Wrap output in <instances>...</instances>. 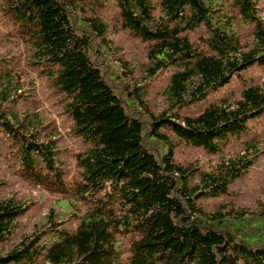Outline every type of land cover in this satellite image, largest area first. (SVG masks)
<instances>
[{"label": "trees", "instance_id": "16d2710c", "mask_svg": "<svg viewBox=\"0 0 264 264\" xmlns=\"http://www.w3.org/2000/svg\"><path fill=\"white\" fill-rule=\"evenodd\" d=\"M104 1L0 0L6 36L23 45L25 64L60 95L70 131L85 144L67 176L49 123L6 111L20 98L22 73L0 59V127L14 148L9 166L67 198L74 226H60L52 210L46 223L6 247L30 203L1 198L0 264H264V199L254 209L214 211L198 201L226 192L259 152L248 147L199 170L175 161L170 134L219 152L229 134L264 113V81L195 116L177 112L264 65V0H114L121 28L146 43L148 74L176 67L165 89L168 107L158 113L107 37L97 12ZM236 19L252 28L239 33Z\"/></svg>", "mask_w": 264, "mask_h": 264}, {"label": "rangeland", "instance_id": "374dc122", "mask_svg": "<svg viewBox=\"0 0 264 264\" xmlns=\"http://www.w3.org/2000/svg\"><path fill=\"white\" fill-rule=\"evenodd\" d=\"M218 3L220 0H214ZM97 12L108 25L107 37L116 51L129 60L134 70L136 82L145 84L146 98L155 112H161L168 107L165 89L176 67L170 66L161 70L155 76L147 72L148 59L146 57V43L137 36H133L126 29H122L118 13L119 8L114 0H106ZM260 16L264 19V1L260 4ZM236 28L239 33L245 34L252 25L245 26L236 19ZM203 31V30H202ZM7 30L3 27L0 19V59L1 64L9 62L11 68L22 73L23 88L19 91L20 98L15 102H8L6 111H16L20 117L30 114L33 118H39L44 124L49 123L46 132L53 133L58 139L60 158L68 173L73 175L75 169L74 154L82 150L85 144L70 131L71 120L62 113L60 95L53 93V89L45 80L40 79L34 68L25 64L27 56L22 44L11 40L6 36ZM201 30L191 33L195 39ZM17 78V76H15ZM264 81V65L254 64L247 69L235 74L224 86L209 92L204 98L184 105L177 109L181 116H195L204 110L212 102H218L224 98L234 100L240 97L241 91L250 84ZM17 80L14 81V85ZM20 87V85H18ZM10 95L13 90H10ZM176 141L174 159L185 165L193 164L199 170H209L222 159H227L237 153L250 148V151H258L253 165L242 176L236 178L228 186L226 192L215 196H203L198 199L199 203L207 211H214L222 205L226 207L251 208L260 205L264 199V113L252 118L247 122V128L238 134H229L226 143L219 152H209L202 146L186 143L170 132ZM3 128L0 127V199L15 197L30 203L29 209L19 218V225L14 230L7 245L16 242L20 237L31 234L38 226L46 223L50 212L55 210V219L61 222L60 226L72 228L70 221L72 207L70 201L63 195L42 189L40 186L16 175L9 166V159L13 157L14 148L9 144ZM198 175L193 182L198 181ZM75 225V224H74ZM47 238L43 237V240ZM36 264H50L42 261Z\"/></svg>", "mask_w": 264, "mask_h": 264}]
</instances>
